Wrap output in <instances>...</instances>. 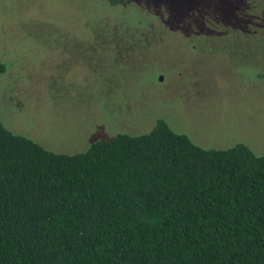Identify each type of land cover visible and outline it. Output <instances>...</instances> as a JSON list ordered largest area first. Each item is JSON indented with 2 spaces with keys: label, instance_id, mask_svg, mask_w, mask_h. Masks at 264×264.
Masks as SVG:
<instances>
[{
  "label": "trees",
  "instance_id": "16d2710c",
  "mask_svg": "<svg viewBox=\"0 0 264 264\" xmlns=\"http://www.w3.org/2000/svg\"><path fill=\"white\" fill-rule=\"evenodd\" d=\"M256 1L220 0L194 22L178 18L173 0L156 13L148 3L134 5L149 13L141 20L150 34L163 31L154 47L167 31L183 30L202 39H186L192 48L219 46L229 59L240 57L247 79L262 83V56L245 61L240 49L264 44V1ZM169 15L174 23L154 19ZM105 17L99 30L83 31L110 56L128 57L145 44ZM34 38L48 52L64 49L55 35ZM7 67L0 61V74ZM0 264H264V153L241 142L202 148L163 119L145 133L120 132L58 153L0 121Z\"/></svg>",
  "mask_w": 264,
  "mask_h": 264
},
{
  "label": "rangeland",
  "instance_id": "374dc122",
  "mask_svg": "<svg viewBox=\"0 0 264 264\" xmlns=\"http://www.w3.org/2000/svg\"><path fill=\"white\" fill-rule=\"evenodd\" d=\"M170 1L124 0L133 8L108 7L103 0H0V61L8 66L0 74L2 124L50 151L76 153L120 132H148L163 119L202 148L241 142L263 154L264 82L247 79L240 57L229 59L219 46L208 50L202 42L192 48L186 39H202L183 30L167 31L166 42L154 47L163 31L150 34L141 20L149 13L142 14L134 4L148 3L156 13L161 10L155 7ZM173 2L178 18L191 22L220 4ZM103 11L111 16L107 23L112 29L118 25L132 38L138 34L145 44H136L128 57L110 56L107 45L83 31L98 27ZM159 17L156 22L174 23L170 15ZM53 34L62 41L63 53L33 42L34 37L54 41ZM220 41L226 40H215ZM240 49L245 61L261 55L256 67H264V44Z\"/></svg>",
  "mask_w": 264,
  "mask_h": 264
}]
</instances>
